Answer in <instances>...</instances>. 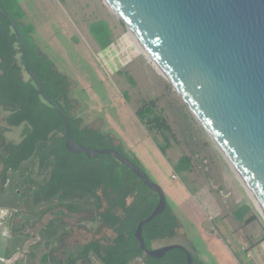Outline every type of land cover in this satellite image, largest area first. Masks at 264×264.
<instances>
[{
  "label": "rangeland",
  "instance_id": "rangeland-1",
  "mask_svg": "<svg viewBox=\"0 0 264 264\" xmlns=\"http://www.w3.org/2000/svg\"><path fill=\"white\" fill-rule=\"evenodd\" d=\"M19 1L26 12L23 22L31 23L36 28L33 35L40 50L73 81L74 97L78 100V108L86 123L113 135L115 139L112 149L136 154L147 174L163 188L175 209L179 221L176 235L154 241L150 249L181 245L206 264H237L236 257L241 264H254L251 255L246 259L245 253L237 250V238L241 236L248 238L251 245L261 244L260 255L263 262L260 264H264V241L261 240L264 235V216L260 209L163 72L106 1ZM99 19L109 23L115 49L110 46L104 51L100 50L91 36L89 24ZM122 61H128V64L122 66ZM119 69L129 71L136 85L117 73ZM151 99L157 101V113L165 115L174 128L177 141L168 151V157L174 161L183 154L192 158L193 171L186 172V184L194 196L188 192L182 179L175 181L172 178L169 160L156 146L152 134L136 115V110L143 102ZM185 113L190 117L189 124L185 123ZM6 115L0 107V125L4 124ZM22 128L23 125L12 127L6 133L7 139L17 142L21 138ZM243 203L250 204L253 212L239 222L233 210L242 207ZM55 204L57 200L35 204L37 211L44 210V214L37 217V221L31 220V224H27L23 230L22 233L30 235L26 245L40 241L42 229L51 221L55 222V228L59 230L52 244L57 247L54 252L57 258L68 259L76 244L115 236L112 229L95 220V210L75 212L64 204ZM251 215L256 218L246 222L245 219ZM17 219L24 221V218ZM5 227L0 225L2 255L8 251L11 253L16 241L20 242V238H24L23 234L15 232H10L11 235L4 238L2 228ZM47 235L46 233L45 236ZM233 249L237 251L236 257L233 256ZM46 250L43 245L39 250L38 260L33 263L28 257L26 260L21 252L19 258L24 257L25 261L19 264H42L40 257ZM254 252L257 255L258 252ZM0 264L3 263L0 261ZM48 264H57L56 259L51 257ZM76 264L87 262L79 260ZM132 264L145 263L139 259Z\"/></svg>",
  "mask_w": 264,
  "mask_h": 264
},
{
  "label": "trees",
  "instance_id": "trees-1",
  "mask_svg": "<svg viewBox=\"0 0 264 264\" xmlns=\"http://www.w3.org/2000/svg\"><path fill=\"white\" fill-rule=\"evenodd\" d=\"M0 6L19 26L27 47L29 66L45 92L67 114L73 138L88 147L111 148L114 136L86 123L74 97L73 81L40 50L33 35L36 28L23 22L26 12L19 1L0 0ZM89 32L100 50L108 49L114 42L113 31L104 19L90 22ZM21 52L10 22L0 13V107L7 113L4 124L0 125V207L11 211L13 232L24 235L11 251L22 252L25 259L28 257L33 263L38 260L43 245L54 243L53 239L59 234L54 221L42 229L41 240L35 244L26 245L30 235L22 232L31 220L37 221V217L44 214V210L37 211L35 204L57 200L56 206L64 204L71 211L95 210V220L109 226L115 233L112 238L92 240L80 246L77 255L71 257L68 264H76L78 260L87 264H132L139 259L145 264H188L187 252L183 249H172L158 258L148 255L141 248L135 236L136 227L157 206L159 193L110 154L89 158L84 153L68 151L65 122L61 114L41 97L34 81L23 68ZM121 73L132 85H136L128 71ZM157 111V101L151 99L144 101L136 114L161 152L168 157V150L177 139L168 118ZM21 125L20 142H10L6 133L12 127ZM122 153L146 172L135 154ZM168 159L175 172L187 183L188 177L183 173L193 171L191 156L183 154L176 162ZM248 212L249 208L242 206L236 210L235 218L244 220ZM17 218H24V221L20 222ZM253 219L251 216L245 221ZM178 228V217L167 198L165 210L143 226L147 248L150 249L154 241L176 235ZM261 240L264 241V235ZM191 255L193 264H206L192 252ZM49 257V253H43L40 263L48 264ZM25 259L22 257L18 261L23 263Z\"/></svg>",
  "mask_w": 264,
  "mask_h": 264
},
{
  "label": "water",
  "instance_id": "water-1",
  "mask_svg": "<svg viewBox=\"0 0 264 264\" xmlns=\"http://www.w3.org/2000/svg\"><path fill=\"white\" fill-rule=\"evenodd\" d=\"M159 67L196 121L243 180L264 216V0H105ZM21 46L23 68L65 122L66 148L89 158L112 155L160 195L135 231L141 248L163 257L181 245L149 249L143 226L167 206L163 188L122 152L78 143L63 108L28 63L16 21L0 6Z\"/></svg>",
  "mask_w": 264,
  "mask_h": 264
},
{
  "label": "crops",
  "instance_id": "crops-1",
  "mask_svg": "<svg viewBox=\"0 0 264 264\" xmlns=\"http://www.w3.org/2000/svg\"><path fill=\"white\" fill-rule=\"evenodd\" d=\"M19 1V0H18ZM19 3H20V1H19ZM121 71L123 72H125V71H127V70H124V69H119L118 71H117V73H119V74H121V75H124V77L126 78V80L128 81V82H130L129 81V79H127V77H126V75L124 74V73H121ZM128 73H129V75L131 76V78L134 80V77H133V75L128 71ZM135 81V80H134ZM131 83V82H130ZM123 93H125L126 94V92H123ZM126 95H128V94H126ZM186 106V105H185ZM137 115V114H136ZM183 116H184V118H185V123L187 122L188 123V120H190L189 118V116L185 113V114H183ZM139 119V118H138ZM190 122V121H189ZM171 124V123H170ZM189 124V123H188ZM172 125V124H171ZM173 126V125H172ZM174 129V128H173ZM7 138H8V136H7ZM20 140H21V138L17 141V142H15L14 141V143H18V142H20ZM9 141H10V139H9ZM10 142H12V141H10ZM156 146H157V144H156ZM158 147V146H157ZM159 148V147H158ZM171 149V148H170ZM169 149V150H170ZM160 150V149H159ZM168 150V151H169ZM161 151V150H160ZM135 156L138 158V159H140L136 154H135ZM165 156V155H164ZM182 156V155H181ZM180 156V157H181ZM166 157V156H165ZM180 157H178V159L180 158ZM167 159H168V157H166ZM177 159V160H178ZM169 160V159H168ZM176 160V161H177ZM174 161V160H173ZM176 161H174V162H176ZM170 162V161H169ZM170 165H171V169H172V171H173V174H172V178L175 180V181H177L178 179H181V177H180V175L179 174H177L176 172H175V170L173 169V166H172V164L170 163ZM188 173V172H187ZM186 172H184L183 174L186 176V174H187ZM184 182V181H183ZM185 186H186V188H187V190H188V192L192 195V196H194V194H193V192L187 187V184L185 183ZM242 206V205H241ZM243 206H246V207H248L249 208V212L247 213V214H249V213H252L253 211H252V207H251V205L250 204H248V203H243ZM240 207V206H239ZM239 207H237V208H235V210H233V212H234V214L236 213V210L239 208ZM174 212H175V209H174ZM175 214H176V212H175ZM246 214V215H247ZM10 216H11V211L8 209V208H4V207H0V225H2L3 227H5V225H6V227L5 228H2V230H3V236H4V238H6V237H9L10 235H11V233H13L14 234V230H13V228H12V223H11V219H10ZM235 216V215H234ZM251 216H253V215H251ZM254 217V216H253ZM256 217H254V219H255ZM237 220V219H236ZM237 221H239V222H241V220H237ZM7 229H8V231H7ZM230 230V229H229ZM11 232V233H10ZM234 235H235V233H233ZM251 236H249V238H250ZM237 238V237H236ZM248 238H244V237H239V238H237V245H238V249L237 250H240V251H242V253H245V257H246V259H247V257H248V255H251V258L253 259L252 261H253V263L254 264H260L261 262H263L262 261V259H261V252H260V249H262V247H260V245L261 244H259V245H251L250 243H248ZM4 245H5V242H4ZM251 245V246H250ZM225 246L227 247V245L225 244ZM228 249H229V247H227ZM232 249V248H231ZM254 250H256L258 253H257V255L255 254V252H254ZM233 251V256L234 257H236V253H237V251L235 250V249H233L232 250ZM253 254V255H252ZM18 259H19V254L17 253V252H15L14 250L13 251H11V253H10V251H8V252H6V254H0V261L3 263V264H19V261H18ZM235 261L237 262V264H241V262L239 261V258H237L236 257V259H235Z\"/></svg>",
  "mask_w": 264,
  "mask_h": 264
},
{
  "label": "flooded vegetation",
  "instance_id": "flooded-vegetation-1",
  "mask_svg": "<svg viewBox=\"0 0 264 264\" xmlns=\"http://www.w3.org/2000/svg\"><path fill=\"white\" fill-rule=\"evenodd\" d=\"M52 222V221H51ZM101 223V222H100ZM102 224V223H101ZM102 225H105V224H102ZM105 226H107V225H105ZM107 227H109V226H107ZM110 228V227H109ZM111 229V228H110ZM60 238V240H59V243H61V237H59ZM95 240H97V239H95ZM92 241V240H91ZM88 242H90V241H88ZM88 242H86V243H88ZM86 243H84V244H76V245H74V251H73V253H71V255H70V257L68 258V259H66V258H57L56 256H55V254H54V252H56V250H57V247H53L52 246V244H50V245H46V252L45 253H49V255H50V257H49V259L52 257L53 259H56V262H57V260H58V262H57V264H68L67 262H68V260L71 258V257H73V256H75V255H77V253H78V250H79V247L80 246H83V245H85ZM63 251V250H62ZM62 254H66V252H62ZM79 261V260H78Z\"/></svg>",
  "mask_w": 264,
  "mask_h": 264
},
{
  "label": "bare ground",
  "instance_id": "bare-ground-1",
  "mask_svg": "<svg viewBox=\"0 0 264 264\" xmlns=\"http://www.w3.org/2000/svg\"><path fill=\"white\" fill-rule=\"evenodd\" d=\"M131 33V32H130ZM132 34V33H131ZM133 35V34H132ZM137 40V39H136ZM236 173V172H235ZM237 174V173H236ZM238 178L241 180V182L243 183V185L245 186V188L247 189L248 193L250 194V196L253 198V196L251 195L250 191L248 190V188L246 187L245 183L243 182V180L239 177V175L237 174ZM254 202L256 203L255 199L253 198ZM257 205V203H256ZM258 207V205H257ZM259 208V207H258Z\"/></svg>",
  "mask_w": 264,
  "mask_h": 264
},
{
  "label": "built area",
  "instance_id": "built-area-1",
  "mask_svg": "<svg viewBox=\"0 0 264 264\" xmlns=\"http://www.w3.org/2000/svg\"><path fill=\"white\" fill-rule=\"evenodd\" d=\"M111 49H115V47H113V44L111 45ZM129 58H131V57L129 56ZM127 64H128V61H126V62L122 61V62H121V65H122V66H125V65H127Z\"/></svg>",
  "mask_w": 264,
  "mask_h": 264
}]
</instances>
